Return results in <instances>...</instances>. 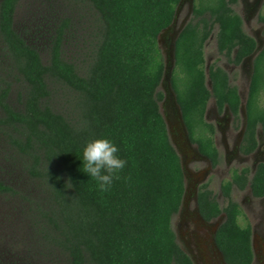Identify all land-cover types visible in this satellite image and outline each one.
<instances>
[{
    "label": "trees",
    "instance_id": "obj_1",
    "mask_svg": "<svg viewBox=\"0 0 264 264\" xmlns=\"http://www.w3.org/2000/svg\"><path fill=\"white\" fill-rule=\"evenodd\" d=\"M20 1L0 0V40L24 85L18 107L6 101L9 84L0 89V130L12 131L5 134L27 160L26 172L47 190L36 211L48 241L67 264H193L171 226L183 197V171L158 106L165 71L158 36L174 22L180 0H67L79 5L81 24L61 17L45 59L14 27ZM237 2L193 0L175 40L171 88L190 140L213 163V126L203 117L207 100L213 97L219 110L226 104L238 119L240 98L220 66L210 65L206 75L204 43L216 26L220 54L238 64L253 53L255 40L232 8ZM259 20L264 23V15ZM68 43L81 60L67 56ZM252 62L244 152L255 148L258 126L264 136V46ZM96 138L114 142L127 161L107 192L81 171L82 149ZM247 174V168L233 170L221 184L226 217L215 240L228 264L253 258L251 226L240 225L241 209L230 197L233 184L244 188ZM249 180L252 194L264 195V163ZM0 191L12 188L0 181ZM209 195L205 189L199 196L206 218L220 211Z\"/></svg>",
    "mask_w": 264,
    "mask_h": 264
},
{
    "label": "rangeland",
    "instance_id": "obj_2",
    "mask_svg": "<svg viewBox=\"0 0 264 264\" xmlns=\"http://www.w3.org/2000/svg\"><path fill=\"white\" fill-rule=\"evenodd\" d=\"M254 1L257 0H238L237 4L233 5L232 8L243 18L242 26L244 31L254 36L253 31L259 30L258 50L264 44V31L263 24L258 19H255V16L257 17L258 14L264 15V0H258L257 5ZM252 3H254L252 5L253 8H255L254 17L251 21H247L244 17L246 14L244 12L245 5L249 4L250 7ZM80 13L79 5L67 0H21L16 8L14 27L31 45L39 50L41 57L45 59L59 19L66 16L72 19V23L76 22V26H79L81 24V17L80 19L78 18V15H81ZM186 17H188V0H184L178 7L173 24L160 36V48L163 56H166L172 36ZM76 30L75 36L77 39V33H81V27ZM216 30L217 28L214 26L210 36L204 43V66L216 64L223 67L229 75L230 83L237 87L241 97H245L253 58H247V60L238 65L232 64L224 54L217 52L215 43ZM72 39L74 41L73 36ZM66 48H68L67 56H73L75 59L77 58L76 60L82 59V56L78 55L79 51L76 45H69L68 43ZM4 82L8 83L10 87L6 101L12 106L18 107V96L23 91L24 85L17 79L12 61L6 55L0 40V89L4 87ZM158 90L162 91L163 94L164 91L168 92L162 85L158 87ZM260 103L261 105L264 104V93L261 94ZM158 106L165 122H167L170 104L168 101L166 103L165 98H163L158 101ZM208 106L211 109L214 108L213 98L209 99ZM219 114V117H221L222 113ZM207 120L212 124L214 123L211 118H207ZM230 121V135H225L224 145L220 141V138H222L221 133L218 130L215 132L216 140L219 143L217 148L221 157L218 171L222 173L225 171L224 152L230 155L234 137L238 134L240 128L239 121L234 119ZM5 132L10 134L12 131L8 128L0 130V181L10 186L12 191H0V264H67L66 255L51 245L45 236L47 230L43 231V222L40 221L39 213L36 211L37 205L43 208L44 202L47 201V190L43 184L26 172L25 165L27 160L22 158L9 143ZM168 134L173 147L179 152L172 132L168 131ZM225 146H227V149ZM252 160L253 158L246 160L245 165L251 167ZM240 167L237 165L236 160L229 162L227 166L228 172L222 176V181L230 177L233 168ZM218 174H209L206 178L210 188L216 193H218ZM247 195V190L234 189L231 191V199L237 202L242 209L239 217L240 225L249 224L254 228L260 223L256 227L255 237L251 239H253L254 264H264V198L262 199L263 202L260 200L258 203L257 200H254L251 203ZM218 202L225 205L226 199L219 197ZM249 207L255 208V214L249 211ZM172 219L171 226L175 232V224L178 217L174 215ZM176 241L179 244V241Z\"/></svg>",
    "mask_w": 264,
    "mask_h": 264
},
{
    "label": "flooded vegetation",
    "instance_id": "obj_3",
    "mask_svg": "<svg viewBox=\"0 0 264 264\" xmlns=\"http://www.w3.org/2000/svg\"><path fill=\"white\" fill-rule=\"evenodd\" d=\"M254 3L257 5L258 0L254 1ZM254 3H252L250 7H249V4L245 5L246 8L244 9L245 10L244 12H246V14L244 17L247 21H251V19L254 17L253 14L255 13V8H253L252 6ZM259 18H260L259 14L257 17L255 16V19L259 20ZM241 19L243 18L241 17ZM259 22L261 21L259 20ZM261 23L263 24V30H264V23L263 22ZM258 31H253L254 36L244 31L247 35L254 38L255 43H256V48L258 45L257 41L258 39H260V35ZM215 35H216V32H215ZM215 43H216V39H215ZM249 56L243 58L240 61V63H243L244 60H247ZM231 58H233V54ZM227 59L229 60L228 57ZM231 63L234 65L240 64V63L235 64L232 61ZM213 65H216V64H213ZM208 67L209 66H205L206 75H207ZM221 68L227 73V71L223 67ZM252 73H253V62H252V68H251V75ZM251 75H250V78H251ZM227 76H228V82L230 83L228 73H227ZM207 84L208 85L210 84L208 79H207ZM237 92H238V89H237ZM238 95L240 98L238 119L234 118L232 112L230 111L229 107L226 104L223 106L222 109L219 110L216 106L215 99L213 97H210V98H213V105H214V108L211 109L208 106V101L210 98L207 100L203 117L205 121L207 122H209L207 118L208 119L211 118L214 120L213 124L209 122L213 126L212 139H213V144L217 150V157H216L217 161L213 163L212 160L207 155L199 151L198 145L196 143H193L190 140L187 128L184 124V121L181 115L180 107L176 101V96L174 98L167 91H164V94H163V98H165V102L167 103L168 101V103L170 104V108L168 110L169 119L167 120L166 123L168 125L167 126L168 131L172 132L174 136L173 139H175L174 141L177 144V149L179 152L177 151L176 152L178 153L179 158H180V163H181V167L183 171V182H184V191H183L182 201H181L178 211L174 214L175 216L178 217L177 223L175 224L174 233H175L176 240L179 241V246L189 256L193 264H228L224 258L223 253L221 252L220 248L217 245L215 237H216V232L219 226L224 222L225 217H226L225 212L222 211V208H224L226 204L222 205L218 202L219 197H222V199L224 198L226 199V197L222 193L221 184L231 179L233 170H237L238 172H240L243 168H247L248 174H247V182L244 188L239 189L235 184H233L231 186V191H233L234 189L247 190V194H248L247 197L251 203H253L254 200H257L259 203V201L260 200L262 201V199L264 198V195L257 197L252 194V190L250 188V180H249L253 176L257 166L260 163H264V136L262 135L260 126H258L255 132V137L257 141L255 148L251 150L250 152L243 151L242 141H243L245 128H246L245 100H246L247 93L245 97H241L239 92H238ZM219 113H222L221 117H219L220 116ZM232 119L240 122V128H239L238 134H236L234 137L233 147L230 152V155H228L227 152H224L223 162L225 163V171L222 173L218 171L219 170L218 166H219L221 157L219 155L218 148H217V145L219 143L216 140L215 132L216 130H218L219 133H221L222 138H220V141L224 145L225 138H226L225 135H228V136L230 135L229 134L230 133V122H231L230 120ZM225 147L227 149V146ZM250 158H253V160H252V164H250L251 167H248L245 164H246V160ZM232 160H236L237 165L241 167L233 168L231 170L230 177L222 181V176L224 174H227L228 172L227 166L229 162H231ZM217 173H219L218 174L219 175L218 193H216L215 191H212V189L209 186V183L206 181V178L209 174H217ZM205 189L210 191V195L208 197L209 198L213 197L215 201L217 202L219 209H220V211L216 215L211 216L210 218H206L205 216H203L200 210V206H199V196L201 192ZM231 191H230V197H231ZM249 211L255 214L254 212L255 208L249 207ZM172 220L173 219H171V224H172ZM258 225H256V227ZM256 227H254L255 229L251 227V237H255ZM252 251H253V246H252ZM251 264H254V252H253V258H252Z\"/></svg>",
    "mask_w": 264,
    "mask_h": 264
},
{
    "label": "clouds",
    "instance_id": "obj_4",
    "mask_svg": "<svg viewBox=\"0 0 264 264\" xmlns=\"http://www.w3.org/2000/svg\"><path fill=\"white\" fill-rule=\"evenodd\" d=\"M119 151V147L107 138L92 139L82 149L81 171L96 182L101 192L110 189L127 164V161L118 155Z\"/></svg>",
    "mask_w": 264,
    "mask_h": 264
},
{
    "label": "water",
    "instance_id": "obj_5",
    "mask_svg": "<svg viewBox=\"0 0 264 264\" xmlns=\"http://www.w3.org/2000/svg\"><path fill=\"white\" fill-rule=\"evenodd\" d=\"M184 0H180L179 5L182 4ZM192 6H193V0H188V17H186L181 23L180 26L178 27V29L175 31L174 35L172 36L169 46H168V51L166 52V56L164 55V61H165V71L163 74V78L162 81L160 83V85L164 86L170 95H172L175 98V93L173 92L172 88H171V83H170V77H171V71L173 68V63H174V49H175V40L179 34V32L181 31V29L184 27V25L188 22L190 14L192 13ZM177 13V11H176ZM188 18V19H187ZM173 24V23H172ZM172 24H170L167 28H165L158 36V45L160 47V36L161 34L167 30ZM258 47V45H257ZM262 46L259 47V49L257 50V48L253 51V53L248 57V58H254L256 56V54L261 50ZM161 49V48H160ZM253 61V60H252ZM250 80V78H249ZM159 85V86H160ZM181 117V116H180ZM182 120V118H181ZM167 125V123H166ZM168 130V128H167ZM188 139V137H187ZM251 245H252V239H251Z\"/></svg>",
    "mask_w": 264,
    "mask_h": 264
}]
</instances>
